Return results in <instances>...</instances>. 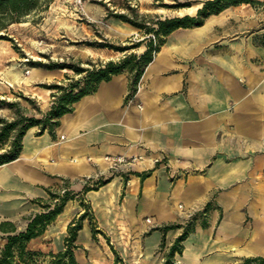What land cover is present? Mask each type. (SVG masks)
I'll return each instance as SVG.
<instances>
[{
	"label": "crops",
	"instance_id": "crops-1",
	"mask_svg": "<svg viewBox=\"0 0 264 264\" xmlns=\"http://www.w3.org/2000/svg\"><path fill=\"white\" fill-rule=\"evenodd\" d=\"M226 12L166 36L135 86L127 72L113 75L54 130L26 133L18 157L0 165V250L53 190L68 189L100 228L136 230L134 264L161 263L176 244L175 264L264 260V25H228ZM103 175L105 185L83 189ZM78 208L57 216L62 232ZM88 235L82 224L76 244Z\"/></svg>",
	"mask_w": 264,
	"mask_h": 264
},
{
	"label": "rangeland",
	"instance_id": "rangeland-1",
	"mask_svg": "<svg viewBox=\"0 0 264 264\" xmlns=\"http://www.w3.org/2000/svg\"><path fill=\"white\" fill-rule=\"evenodd\" d=\"M205 1L207 0H27L18 13L0 14V129L12 122H18V128H23L30 120L42 122L61 92L72 87L73 92L77 93L83 88L87 71L77 73L72 70L74 67L94 71L108 62L118 63L131 54L139 57L148 46L154 56L166 36L149 33L147 28L157 29V23L165 19L196 16ZM252 1L253 4H249L245 10L229 7L226 13L231 14L232 20L227 24L238 23V20L235 21L237 18H242L244 24L260 20L258 27L253 29H261L264 25V0ZM198 4L200 7L194 9ZM87 49L92 50V54H88ZM53 64L58 67H48ZM132 65L134 62L129 67ZM33 68L38 72L32 81V89L41 92L44 101L33 97L30 90H26L22 84L8 85L7 81L12 79L8 70L23 71L22 77L29 78L30 75L26 76L25 73ZM64 69L70 72L62 73ZM123 72L133 76L129 68ZM56 86L62 90L54 89ZM44 90L51 92L46 94ZM32 128L39 130L38 134L41 128H45L43 132L48 130L45 125L41 127L38 124L25 129L24 136ZM15 129L10 130L9 138L0 140V154L10 150ZM54 129L55 127L52 130ZM24 136L19 140L21 147ZM108 179V175H103L95 180L85 181L83 189H97L105 185ZM53 191L54 194H49L46 201L39 204L40 212L47 202L52 205L58 202V197L66 198L63 210L68 208L70 213H74L79 209L78 206L81 207L82 213L72 221L75 224L81 221V224L88 227L90 244L79 246L74 251L79 264L138 262L140 254L137 250L140 247L135 245L132 248L129 243L136 235L135 229H125L122 235L113 229H102L96 220V213L82 195L73 194L68 189ZM82 215L85 217L81 220ZM61 227L55 219L42 237L29 243L30 249L41 253V256L36 257L35 264H49L53 259L50 254H56L59 246L64 245L68 230L62 232ZM79 239L84 243V234ZM161 248L164 250L163 245ZM162 255L164 259L158 264H175V254L170 258L167 253L163 252Z\"/></svg>",
	"mask_w": 264,
	"mask_h": 264
},
{
	"label": "trees",
	"instance_id": "trees-1",
	"mask_svg": "<svg viewBox=\"0 0 264 264\" xmlns=\"http://www.w3.org/2000/svg\"><path fill=\"white\" fill-rule=\"evenodd\" d=\"M26 2L27 0H0V14H5L7 12L18 13ZM240 4H253V1L207 0L203 3L202 7L198 9L196 16L191 17L186 15L183 17L165 19L157 23V29L147 28V30L149 33L168 36L170 33L180 28L187 29L199 27L203 25L204 20L209 16L217 15L229 7L238 6ZM151 52V47L148 46V49L139 57L131 54L124 57L118 63L108 62L102 68L94 71L83 70L75 67L72 68V70L77 73L87 71V76L84 78L83 88H81L77 93L73 92L72 87L68 91L61 92L51 109L46 113L45 119L42 122H40V120H30V123L23 126V128L16 127L18 122H12L8 126H4L0 129V140H4L10 137V130L16 128L14 135L12 136L10 150L0 154V165L7 164L18 157L22 149L21 145H19V140L24 136L25 129L40 124L41 127L45 125L49 131H52V129L58 125V119L64 114L71 112L72 105L78 101L80 97L93 91L100 82L108 81L111 76L120 74L125 69L129 68V70L133 73L132 87L135 86L144 68L153 58ZM132 62H134V65L129 67V64ZM48 67L54 68L58 66L53 64ZM54 89L62 90L59 86L54 87ZM44 129L45 128H41L40 133H43ZM58 198V202L53 205L45 204L41 212L28 218V222L24 230L17 232L13 228L10 231V234L6 237V243L0 250V264H35L36 257L41 256V253L30 249L29 243L32 240L42 237L46 232L47 227L63 211L66 198ZM84 217L85 216L82 215L81 220ZM81 229V221L75 224L73 220L69 223L67 227L68 236L64 239V249L56 254L51 253L50 256L53 259L49 264H79L74 251L79 248L76 244V240L78 232ZM184 237L185 234L181 236L180 240ZM178 245L179 244H176L171 248V252L167 256L168 258L172 257L175 251L180 253L181 250ZM259 264H264V260L261 259Z\"/></svg>",
	"mask_w": 264,
	"mask_h": 264
},
{
	"label": "bare ground",
	"instance_id": "bare-ground-1",
	"mask_svg": "<svg viewBox=\"0 0 264 264\" xmlns=\"http://www.w3.org/2000/svg\"><path fill=\"white\" fill-rule=\"evenodd\" d=\"M200 7V4H198V5H196V6H194L193 8L194 9H197V8H199ZM191 8V7H190ZM190 8L188 9V10H190ZM227 11H228V9H226ZM225 11V10H224ZM220 14V13H219ZM212 16H214V15H212ZM209 17H211V16H209ZM210 21V20H209ZM21 25H25L24 23H21ZM205 26V25H204ZM206 28V27H205ZM3 50V49H2ZM1 51V50H0ZM88 54H92V50H90V49H87V51H86ZM3 53V52H2ZM93 56V55H92ZM12 69H13V67H12ZM8 72V74H11V77H12V79L9 81H7L9 84V86H14L15 84H22L23 86H24V88L26 89V90H30V92H31V94H32V96L33 97H36L38 100H41V101H44L45 100V98H44V96L42 95V93L41 92H39V91H35V90H33L32 89V81L34 80V77H35V75L37 74V72H38V70L37 69H35V68H33V69H31L30 71H27L26 73H25V75L27 76V74L28 75H30V77L29 78H27V77H22V72L21 71H15V72H13V70H8L7 71ZM70 71L68 70V69H64L63 71H62V73H69ZM7 74V73H6ZM43 92H45L46 94H49L51 91L50 90H44ZM66 225V224H65ZM62 228V227H61ZM65 229V228H64Z\"/></svg>",
	"mask_w": 264,
	"mask_h": 264
},
{
	"label": "built area",
	"instance_id": "built-area-1",
	"mask_svg": "<svg viewBox=\"0 0 264 264\" xmlns=\"http://www.w3.org/2000/svg\"><path fill=\"white\" fill-rule=\"evenodd\" d=\"M108 159H109V158H107V160H108ZM139 159H140V158H139ZM135 160H136V158L133 157V158L131 159V162H134ZM115 162L124 164V163H126V159H125V158H118L117 160H115ZM179 207H181V206H179Z\"/></svg>",
	"mask_w": 264,
	"mask_h": 264
},
{
	"label": "water",
	"instance_id": "water-1",
	"mask_svg": "<svg viewBox=\"0 0 264 264\" xmlns=\"http://www.w3.org/2000/svg\"><path fill=\"white\" fill-rule=\"evenodd\" d=\"M201 7H202V5H201ZM201 7H200V8H201ZM200 8H199V9H200Z\"/></svg>",
	"mask_w": 264,
	"mask_h": 264
}]
</instances>
